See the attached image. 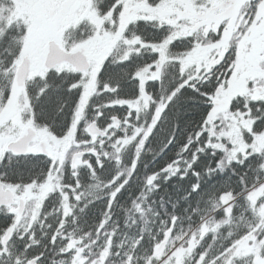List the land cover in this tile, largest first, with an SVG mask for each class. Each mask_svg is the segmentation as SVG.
Masks as SVG:
<instances>
[{
	"label": "snow or ice",
	"instance_id": "6c2138e0",
	"mask_svg": "<svg viewBox=\"0 0 264 264\" xmlns=\"http://www.w3.org/2000/svg\"><path fill=\"white\" fill-rule=\"evenodd\" d=\"M262 142L264 0H0V264H264Z\"/></svg>",
	"mask_w": 264,
	"mask_h": 264
},
{
	"label": "trees",
	"instance_id": "16d2710c",
	"mask_svg": "<svg viewBox=\"0 0 264 264\" xmlns=\"http://www.w3.org/2000/svg\"><path fill=\"white\" fill-rule=\"evenodd\" d=\"M185 113V119L186 122L191 125L194 121L199 119V114L201 113V109L192 106V107H187L184 109ZM262 146H264V142H262ZM151 227V225H149Z\"/></svg>",
	"mask_w": 264,
	"mask_h": 264
}]
</instances>
